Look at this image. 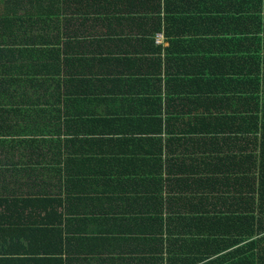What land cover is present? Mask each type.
<instances>
[{
  "label": "crops",
  "instance_id": "0c3cea01",
  "mask_svg": "<svg viewBox=\"0 0 264 264\" xmlns=\"http://www.w3.org/2000/svg\"><path fill=\"white\" fill-rule=\"evenodd\" d=\"M70 1L55 77L0 44V264H227L257 234V0Z\"/></svg>",
  "mask_w": 264,
  "mask_h": 264
},
{
  "label": "trees",
  "instance_id": "16d2710c",
  "mask_svg": "<svg viewBox=\"0 0 264 264\" xmlns=\"http://www.w3.org/2000/svg\"><path fill=\"white\" fill-rule=\"evenodd\" d=\"M2 2V7L6 9L5 15L11 16L9 20L14 22V27H9L10 33L6 32L7 28L5 29V36L0 37V44L42 46V54L47 58L46 64L48 62V75L55 77V59L59 55L58 51L82 33L78 25H82L80 16L84 15L85 11L70 0H4ZM263 4L264 0H257L258 11L264 12ZM2 20L6 23L8 17ZM262 72L264 75V65ZM260 92L262 104L260 115L257 116L260 136L256 137L255 154H250V166L254 165L255 175L246 190L237 191L245 195L256 194V211L250 212L249 217L256 221V228L253 231L257 234L255 240L235 250L239 252L238 256L235 255L236 257L228 260L227 264H264V80ZM244 168L245 165L239 163L235 169L241 172ZM232 173L240 175L237 171ZM217 215L244 220L245 212H222Z\"/></svg>",
  "mask_w": 264,
  "mask_h": 264
},
{
  "label": "built area",
  "instance_id": "2783aa9c",
  "mask_svg": "<svg viewBox=\"0 0 264 264\" xmlns=\"http://www.w3.org/2000/svg\"><path fill=\"white\" fill-rule=\"evenodd\" d=\"M162 38V35L160 33L156 34V41H160Z\"/></svg>",
  "mask_w": 264,
  "mask_h": 264
}]
</instances>
